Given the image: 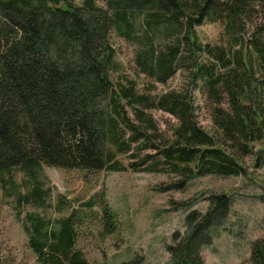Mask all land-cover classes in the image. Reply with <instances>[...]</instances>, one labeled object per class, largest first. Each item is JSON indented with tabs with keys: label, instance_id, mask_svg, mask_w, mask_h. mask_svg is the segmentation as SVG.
<instances>
[{
	"label": "trees",
	"instance_id": "16d2710c",
	"mask_svg": "<svg viewBox=\"0 0 264 264\" xmlns=\"http://www.w3.org/2000/svg\"><path fill=\"white\" fill-rule=\"evenodd\" d=\"M100 1L0 0V191L41 264H89L74 250L73 214L56 220V229L37 214L21 218L22 208L49 205L44 167L232 176L245 173L239 160L253 155L254 143L264 145V0ZM204 23L220 24L223 45L199 40ZM111 34L134 47L138 72L156 83L186 69L189 84L213 105L215 134L195 120L187 92L152 96L131 80L115 81ZM150 110L177 120L172 141L159 140ZM133 150L155 154L135 164ZM254 161L264 164L263 150ZM207 201L204 213L188 211L184 234L172 235L168 264H205L209 229L231 204L225 194ZM260 201L263 237L251 244L250 264H264V194ZM102 212L106 225L110 214Z\"/></svg>",
	"mask_w": 264,
	"mask_h": 264
},
{
	"label": "rangeland",
	"instance_id": "374dc122",
	"mask_svg": "<svg viewBox=\"0 0 264 264\" xmlns=\"http://www.w3.org/2000/svg\"><path fill=\"white\" fill-rule=\"evenodd\" d=\"M75 2L80 4L81 0ZM98 5L104 3L98 0ZM197 35L203 43H224L219 23H204L197 28ZM109 42L115 50L117 67L112 73L115 81L131 80L139 93L152 96L171 90L187 92L192 98L195 120L205 131L215 134L211 121L213 105L201 86L189 84L186 69L177 70L164 84L156 83L138 72L131 44L114 34ZM149 113L159 140L172 141L177 120L159 110ZM253 147V155L239 160L245 173L232 176L184 179L165 172L130 169L94 172L44 167L43 173L52 188L49 205L45 209L22 208L21 218L26 213L37 214L50 220L51 228L56 229V220L73 214L77 223L74 250L80 251L89 264H168L167 247L172 244L174 233L184 234L188 211L204 213L209 196L225 194L231 200L228 215L219 226L209 229L211 243L202 247V258L205 264H250L251 244L263 237L260 196L264 194V164L255 167L254 160L259 150L264 151V145L254 143ZM132 153L135 157L131 161L135 164L141 156L155 154L135 150ZM118 159L124 166L130 162L126 156ZM181 180L185 181L180 189H159ZM103 207L110 214L106 225ZM0 264H41L28 247L12 200L4 198L1 191Z\"/></svg>",
	"mask_w": 264,
	"mask_h": 264
}]
</instances>
